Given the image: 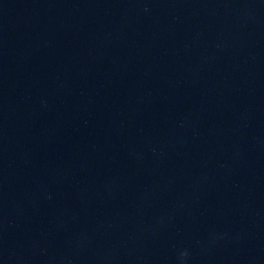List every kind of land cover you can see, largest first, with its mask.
Listing matches in <instances>:
<instances>
[{
    "label": "water",
    "instance_id": "water-1",
    "mask_svg": "<svg viewBox=\"0 0 264 264\" xmlns=\"http://www.w3.org/2000/svg\"><path fill=\"white\" fill-rule=\"evenodd\" d=\"M0 264H264V0H0Z\"/></svg>",
    "mask_w": 264,
    "mask_h": 264
}]
</instances>
